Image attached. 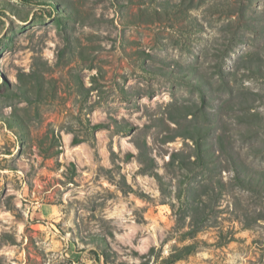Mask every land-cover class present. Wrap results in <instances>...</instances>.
I'll return each mask as SVG.
<instances>
[{
    "label": "rangeland",
    "instance_id": "obj_1",
    "mask_svg": "<svg viewBox=\"0 0 264 264\" xmlns=\"http://www.w3.org/2000/svg\"><path fill=\"white\" fill-rule=\"evenodd\" d=\"M0 264H264V0H0Z\"/></svg>",
    "mask_w": 264,
    "mask_h": 264
}]
</instances>
